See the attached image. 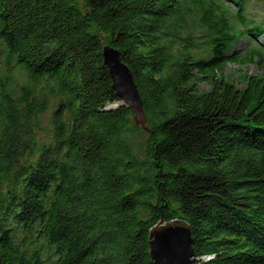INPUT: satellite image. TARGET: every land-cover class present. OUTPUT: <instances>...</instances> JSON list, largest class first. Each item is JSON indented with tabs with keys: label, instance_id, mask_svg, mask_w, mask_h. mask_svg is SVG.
Returning a JSON list of instances; mask_svg holds the SVG:
<instances>
[{
	"label": "trees",
	"instance_id": "obj_1",
	"mask_svg": "<svg viewBox=\"0 0 264 264\" xmlns=\"http://www.w3.org/2000/svg\"><path fill=\"white\" fill-rule=\"evenodd\" d=\"M250 1L0 0V264H153L149 230L173 219L192 264H264V14L246 16ZM107 44L147 130L115 94ZM228 62L262 72L238 87L217 75Z\"/></svg>",
	"mask_w": 264,
	"mask_h": 264
},
{
	"label": "water",
	"instance_id": "obj_2",
	"mask_svg": "<svg viewBox=\"0 0 264 264\" xmlns=\"http://www.w3.org/2000/svg\"><path fill=\"white\" fill-rule=\"evenodd\" d=\"M112 87L121 104L133 113V121L147 130L142 99L133 75L121 61L120 53L110 45L101 49ZM149 256L153 264H192L194 252L189 225L183 219L160 221L149 230Z\"/></svg>",
	"mask_w": 264,
	"mask_h": 264
},
{
	"label": "rangeland",
	"instance_id": "obj_3",
	"mask_svg": "<svg viewBox=\"0 0 264 264\" xmlns=\"http://www.w3.org/2000/svg\"><path fill=\"white\" fill-rule=\"evenodd\" d=\"M228 0H226L227 2ZM264 14L261 4L257 1L251 0L246 7V16H253L259 19ZM259 41L263 42V37H259ZM248 48L244 39H240L239 42L234 46V50L244 51ZM262 70L255 63H246L244 65L238 64L236 62L226 63L219 71L217 75H223L229 81H233L238 87H241L244 83L243 74H260ZM198 87L201 90H207L209 85L206 81H197ZM114 103L112 105H116ZM51 116L52 107L50 106L47 111L40 117L42 121L43 128L38 131V136L41 138H47L51 127Z\"/></svg>",
	"mask_w": 264,
	"mask_h": 264
}]
</instances>
